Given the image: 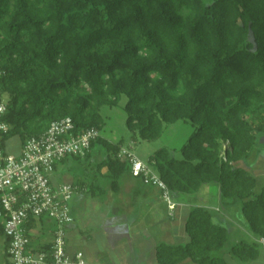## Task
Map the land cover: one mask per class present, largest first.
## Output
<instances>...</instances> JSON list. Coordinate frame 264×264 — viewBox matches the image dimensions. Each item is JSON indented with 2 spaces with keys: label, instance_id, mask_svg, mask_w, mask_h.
Listing matches in <instances>:
<instances>
[{
  "label": "trees",
  "instance_id": "obj_1",
  "mask_svg": "<svg viewBox=\"0 0 264 264\" xmlns=\"http://www.w3.org/2000/svg\"><path fill=\"white\" fill-rule=\"evenodd\" d=\"M0 65L9 96L3 147L68 117L75 134H100L101 108L118 106L123 96L127 127L144 141L159 139L164 124L196 125L180 160L161 149L149 167L171 195L217 184L223 200L241 205L255 238L229 255L242 263L258 257L264 187L237 165L264 133V0H0ZM96 145L107 153L98 170L107 169L116 192L123 176H133L118 158L123 145L99 136L85 160ZM185 233L186 245L157 247L158 264H227L217 256L227 229L208 209L191 210ZM0 235L11 264L2 222Z\"/></svg>",
  "mask_w": 264,
  "mask_h": 264
},
{
  "label": "built area",
  "instance_id": "obj_2",
  "mask_svg": "<svg viewBox=\"0 0 264 264\" xmlns=\"http://www.w3.org/2000/svg\"><path fill=\"white\" fill-rule=\"evenodd\" d=\"M6 76L0 65V222L9 240L7 254L11 264H86L83 253L71 255L68 251L67 227L74 222L70 209L78 187L70 184L54 186L51 176L58 164L69 157L86 158L92 143L100 134L89 129L75 134L71 118L53 122L47 131L21 143L19 155L9 154L2 146L10 127L4 121L9 100L3 90ZM118 158L131 165L132 175L161 190L162 199L170 212L176 208L165 183L129 150L122 148ZM48 218L55 224L49 244L32 247V220ZM264 248V237L257 240Z\"/></svg>",
  "mask_w": 264,
  "mask_h": 264
},
{
  "label": "crops",
  "instance_id": "obj_3",
  "mask_svg": "<svg viewBox=\"0 0 264 264\" xmlns=\"http://www.w3.org/2000/svg\"><path fill=\"white\" fill-rule=\"evenodd\" d=\"M19 153L20 150L17 154ZM100 156L101 163L102 153ZM92 158L93 152L88 160ZM63 163L57 166L54 173ZM100 163L96 165L97 169ZM103 169L106 170L105 176L108 177L107 169ZM51 182L54 186L68 184H60L55 180V175L51 177ZM70 185L79 188L77 195L85 193V203L89 199L97 200L103 194L105 196L100 204L102 208L101 212L97 213L99 214L97 218H93L89 211L85 213L84 231L78 232L74 225L75 219L67 227L69 253L71 255L83 253L86 264H158L159 245H186L189 242L185 233V223L191 210L196 207L186 202H179L175 203V210L170 212L162 199L161 192L155 187L145 185L141 178L123 176L120 179V189L116 192L111 186L107 191L103 190L96 181L91 184L79 182ZM104 206L105 210H103ZM54 229V222L48 218L34 223L31 232L32 247L38 249L49 244ZM80 235L81 238L85 237V251L77 249ZM258 249V257L248 263L239 262L231 255L228 260L224 259L227 264H264V248L259 245ZM4 252H6L5 248ZM181 264L196 263L186 260Z\"/></svg>",
  "mask_w": 264,
  "mask_h": 264
},
{
  "label": "rangeland",
  "instance_id": "obj_4",
  "mask_svg": "<svg viewBox=\"0 0 264 264\" xmlns=\"http://www.w3.org/2000/svg\"><path fill=\"white\" fill-rule=\"evenodd\" d=\"M213 1L204 0L206 4H211ZM127 102L128 99L123 96L118 106H104L101 108L100 113L105 120V125L100 131V136L115 144L122 143L123 148L129 150L147 165H149V158L161 149H167L175 159L180 160L181 150L196 131V125L182 120L173 124H164L163 133L159 139L150 142L144 141L137 132H132L127 127V114L125 112ZM263 137L264 133L259 135V142ZM20 146L19 138L14 137L8 141L7 151L9 154L18 155ZM100 153H102L103 158L107 155L102 146L96 145L91 160H78L74 157H69L51 177L55 175V180L59 181L60 184H77L79 182L91 184L96 181L103 190L107 191L111 186V180L105 176L106 170L99 171L96 167L101 161ZM237 167L247 170L257 179L258 190L264 187V146L261 144L257 145L255 153L251 157L242 160ZM104 199L105 196L103 194L97 200L92 201L89 199L85 203V193L84 195L75 193L70 202V209L78 232L85 230V213L89 211L93 218L98 217L99 214L97 213L101 212L102 207L100 204H102ZM172 200L174 203L186 202V204L193 207L208 209L212 213L215 222L227 229L228 241L225 248L217 253L218 257L228 260L230 258L228 252L234 245L241 241H254V237L248 231L247 223L243 218L241 205L223 200L217 184L205 185L196 194L172 195ZM164 206L167 208L166 204ZM103 208L105 210V206ZM79 238L80 243L77 249L85 251V237L81 238L80 235ZM4 248L5 238L0 235V264H6Z\"/></svg>",
  "mask_w": 264,
  "mask_h": 264
},
{
  "label": "water",
  "instance_id": "obj_5",
  "mask_svg": "<svg viewBox=\"0 0 264 264\" xmlns=\"http://www.w3.org/2000/svg\"><path fill=\"white\" fill-rule=\"evenodd\" d=\"M260 144L264 146V137L261 139Z\"/></svg>",
  "mask_w": 264,
  "mask_h": 264
}]
</instances>
